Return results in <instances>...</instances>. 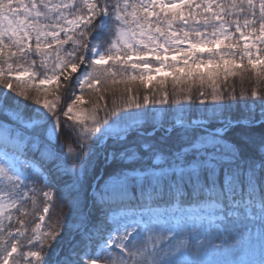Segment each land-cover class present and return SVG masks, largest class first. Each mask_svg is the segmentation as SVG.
<instances>
[{"label":"snow or ice","instance_id":"6c2138e0","mask_svg":"<svg viewBox=\"0 0 264 264\" xmlns=\"http://www.w3.org/2000/svg\"><path fill=\"white\" fill-rule=\"evenodd\" d=\"M262 85L264 0H0V264H264Z\"/></svg>","mask_w":264,"mask_h":264},{"label":"trees","instance_id":"16d2710c","mask_svg":"<svg viewBox=\"0 0 264 264\" xmlns=\"http://www.w3.org/2000/svg\"><path fill=\"white\" fill-rule=\"evenodd\" d=\"M233 86H234V88H235V92H236L238 98H239V96H240V92H241L242 89H243V90H246V91H250V90H251V87H252L251 82H249V81H247V80H245L244 83L241 84L240 81H239V78H236L235 80H233L232 78H230V79H229V83H228L227 85L223 86V87H224L225 89H227V88H230V87H233ZM262 90H264V85H262ZM169 91H171V89H169ZM139 94H140L141 96L144 94L143 89H140V90H139ZM194 97H195V93H194ZM85 99H86V100L89 99V96H88L87 94H86V96H85ZM251 99H252V100H256L255 97H252ZM196 103H198V101L195 100V98H194V100H193V104H196ZM206 103H207V104H212V103H214V102L211 101V100L209 99L208 101H206ZM215 103H219V102H215ZM231 111H232V114H233V115H236V116L242 114V109H241L239 106L234 107ZM192 115H193V116L197 115V113L195 112V110L193 111ZM64 210H65V212H67V207H65Z\"/></svg>","mask_w":264,"mask_h":264},{"label":"rangeland","instance_id":"374dc122","mask_svg":"<svg viewBox=\"0 0 264 264\" xmlns=\"http://www.w3.org/2000/svg\"><path fill=\"white\" fill-rule=\"evenodd\" d=\"M37 188H43V183L41 182L40 184L36 185ZM39 199V198H38Z\"/></svg>","mask_w":264,"mask_h":264}]
</instances>
